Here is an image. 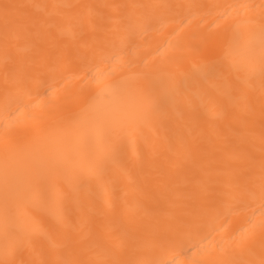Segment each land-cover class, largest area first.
I'll return each instance as SVG.
<instances>
[{"label": "bare ground", "instance_id": "1", "mask_svg": "<svg viewBox=\"0 0 264 264\" xmlns=\"http://www.w3.org/2000/svg\"><path fill=\"white\" fill-rule=\"evenodd\" d=\"M0 264H264V0H0Z\"/></svg>", "mask_w": 264, "mask_h": 264}]
</instances>
